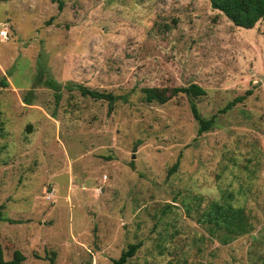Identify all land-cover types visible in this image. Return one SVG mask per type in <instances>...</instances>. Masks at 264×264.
Masks as SVG:
<instances>
[{
  "label": "rangeland",
  "instance_id": "374dc122",
  "mask_svg": "<svg viewBox=\"0 0 264 264\" xmlns=\"http://www.w3.org/2000/svg\"><path fill=\"white\" fill-rule=\"evenodd\" d=\"M60 1H0L4 259L110 264L138 242L125 264H264L262 21L235 26L208 0ZM78 83L126 99L107 110L63 85ZM190 83L204 93L142 99ZM191 104L212 118L201 133ZM212 200L250 230L222 244L199 217Z\"/></svg>",
  "mask_w": 264,
  "mask_h": 264
},
{
  "label": "trees",
  "instance_id": "16d2710c",
  "mask_svg": "<svg viewBox=\"0 0 264 264\" xmlns=\"http://www.w3.org/2000/svg\"><path fill=\"white\" fill-rule=\"evenodd\" d=\"M4 1V0H0ZM57 6H61L60 0H54ZM209 6L212 9L220 11L224 16H226L233 25L242 28H251L253 25L261 20L264 28V0H208ZM43 68L37 70L35 74V83H42L45 86L57 90L59 87L52 79L46 76L43 78ZM0 83L3 85L6 82L1 80ZM67 89L76 88L81 96H89L93 99H103L107 103V110H110L112 105L117 99L125 100L124 95H115L111 92H98L96 90H91L80 83L73 84L72 86L68 84H63ZM142 99L146 102H156L164 103L172 96L179 93L184 94L188 97H197L204 93V90L197 84L190 83L186 86L177 87H143L141 88ZM249 93L248 91L245 92ZM244 96L236 97L232 102L227 104L226 107L232 105L233 102L239 101ZM59 98V94L55 93V100ZM22 103L25 105H30L31 96L30 92H27L22 96ZM191 113L198 123L197 133L207 130L211 123L212 118L204 119L198 113L193 104L190 105ZM174 167V166H172ZM2 206H0V220H5L7 222H13L11 219L4 218L1 215ZM200 220L205 224H208L209 228L213 231H218V239L222 244H227L232 241L235 237L243 235L250 230V224L246 218V215L242 208L233 207L228 203H221L212 200L208 203L207 207L200 213ZM139 243H130L122 250L119 256L111 260L110 264H125V262L130 258L135 250L138 248ZM24 256L19 250H13L11 257L9 259H4L2 247L0 244V264H21ZM205 264H217L213 262H207Z\"/></svg>",
  "mask_w": 264,
  "mask_h": 264
},
{
  "label": "built area",
  "instance_id": "2783aa9c",
  "mask_svg": "<svg viewBox=\"0 0 264 264\" xmlns=\"http://www.w3.org/2000/svg\"><path fill=\"white\" fill-rule=\"evenodd\" d=\"M0 38L1 39H5L6 38V25L5 24H1Z\"/></svg>",
  "mask_w": 264,
  "mask_h": 264
},
{
  "label": "water",
  "instance_id": "95a60500",
  "mask_svg": "<svg viewBox=\"0 0 264 264\" xmlns=\"http://www.w3.org/2000/svg\"><path fill=\"white\" fill-rule=\"evenodd\" d=\"M135 150V146H133V148H132V151H134ZM131 157L133 158V154L131 155Z\"/></svg>",
  "mask_w": 264,
  "mask_h": 264
}]
</instances>
